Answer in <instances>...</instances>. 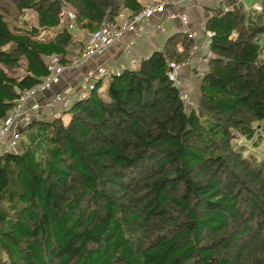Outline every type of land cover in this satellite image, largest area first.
<instances>
[{"label": "trees", "instance_id": "trees-1", "mask_svg": "<svg viewBox=\"0 0 264 264\" xmlns=\"http://www.w3.org/2000/svg\"><path fill=\"white\" fill-rule=\"evenodd\" d=\"M142 6L0 0V118L48 74L47 56L67 60L77 41L63 8L92 30ZM23 10L34 24L16 20ZM203 28L212 55L195 106L166 75L193 45L176 31L0 154V264H264V153L253 154L264 143V0Z\"/></svg>", "mask_w": 264, "mask_h": 264}, {"label": "built area", "instance_id": "built-area-1", "mask_svg": "<svg viewBox=\"0 0 264 264\" xmlns=\"http://www.w3.org/2000/svg\"><path fill=\"white\" fill-rule=\"evenodd\" d=\"M190 1L161 0L143 5L129 16L119 17L118 20L103 19L95 29L79 28L83 35L80 53L65 61H60L59 56L55 54L47 56L45 65L48 74L41 77L40 81L32 87L22 90L8 111L0 118V154L19 150L21 130L31 121L55 118L66 110L75 98L84 96L97 79L108 77L119 70L102 63L93 65L81 76L86 88L78 92L76 97L66 89H55L67 73L79 70L87 60L103 55L113 44L120 46L122 52H129L137 38L148 34L152 29L149 24L151 17H156V22L152 26L157 31H163V22L170 19H177L187 26L189 19L186 14ZM236 6L238 4L233 3L225 6L224 10H232ZM252 7L259 10L260 5L254 2ZM63 9L60 12V16L63 15V22L70 31L74 30L76 28L72 22L74 13L70 9L63 12ZM201 33L204 46L201 56L194 59L190 52V55L180 63H168L169 70L166 75L179 88V97L184 107L189 103V94L182 88L178 78V69L180 67L191 68L196 77L200 79L206 71L207 59L212 55L209 50L211 32L203 28ZM187 34L192 38L195 31H189ZM130 61L133 62L132 59Z\"/></svg>", "mask_w": 264, "mask_h": 264}, {"label": "crops", "instance_id": "crops-1", "mask_svg": "<svg viewBox=\"0 0 264 264\" xmlns=\"http://www.w3.org/2000/svg\"><path fill=\"white\" fill-rule=\"evenodd\" d=\"M137 1L140 2L141 5H147L148 3L150 4L161 0H137ZM233 3H237L238 5H243V6L248 5V4H243L241 0H191L189 2V8L186 14L189 19L188 25L184 26L183 24H181L179 20L170 19L163 22V31H157L153 28L152 25L156 22V17H151V19L149 20V24L150 27H152V29L148 34L141 35L139 38H137L134 46L131 48L129 52L124 53L120 50V46H118L117 44H113L111 47L107 49V51L103 55L96 56L87 60L85 63L82 64L79 70L72 71L71 73H67L64 76V79L61 81V83L55 86V89H62V90L66 89L69 92H71L73 96L76 97L78 92H80L83 89L82 87L83 81L81 80V76L93 65L102 63L104 65H108L111 67L113 66L118 70H121L124 67L134 66L141 57L147 56L151 51L155 49H160L165 38L171 33H174L176 31H181L186 33L192 30L195 31V35L194 37H192L193 45L191 49V55L194 59H197V57L203 54V50H204V46L202 42L203 38L201 33L203 29L204 21L211 14H218L220 13V11H222L225 8V6ZM71 33L73 35L74 40L77 42L70 44L68 46V51L66 54L67 60L69 59V57L73 58L76 55L77 50H79L83 45L82 32H80L78 28H75L74 30H71ZM194 46L195 48L193 49ZM131 59L133 60V62L130 61ZM192 74L194 77H196V75L193 73L191 68L180 67L178 69V78L182 84L183 89L187 90L188 87L185 84L188 81L187 79L191 78L190 76H192ZM195 81H197L196 87L198 88L199 78H197V80ZM104 86L102 85V78H101L100 89L102 90ZM197 98H198V94H197ZM65 116L66 115L63 116V119L67 120Z\"/></svg>", "mask_w": 264, "mask_h": 264}, {"label": "rangeland", "instance_id": "rangeland-1", "mask_svg": "<svg viewBox=\"0 0 264 264\" xmlns=\"http://www.w3.org/2000/svg\"><path fill=\"white\" fill-rule=\"evenodd\" d=\"M241 2L243 4H249L251 2V0H241ZM66 9H69V8L68 7L67 8H64L63 9V12ZM222 11H220V12H222ZM16 12L17 11H14V13H15L14 16H15V18H16V20L18 22H21V20H24V21H26V24L27 25L34 24L35 23V15H34V13L31 10H23V11H20V12H17V13ZM120 13H121V16L120 17H124V16H126L127 11L122 10ZM116 19L118 20L119 18L117 17ZM60 22L64 23L63 22V15L60 16ZM81 49H82V47L79 50H77L76 55H78L80 53ZM69 59H72V57L71 58L69 57ZM22 65H23V61H20V66H22ZM190 77L191 78L187 79L188 81L185 84L188 87L187 88V91L189 93V103L186 106L187 107L186 110H188V108H191V107L195 106V104L197 102V94H198V88L196 87V82L197 81H195V80H197V78L194 77L193 74ZM106 80H107L106 76L102 78V85L103 86L105 85ZM82 87L83 88H86V84L83 83L82 84ZM65 118H67V115L65 116ZM240 142H242V140H240ZM249 151H251V150H249ZM253 151H251V152H253V154L255 153V156H257V158H258L262 153H264V143L259 144V146L256 147ZM246 152H248V151H246Z\"/></svg>", "mask_w": 264, "mask_h": 264}]
</instances>
